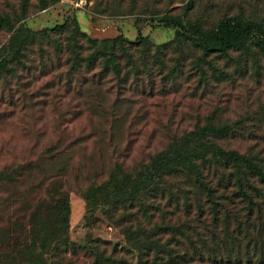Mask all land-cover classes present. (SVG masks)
<instances>
[{"label": "rangeland", "instance_id": "1", "mask_svg": "<svg viewBox=\"0 0 264 264\" xmlns=\"http://www.w3.org/2000/svg\"><path fill=\"white\" fill-rule=\"evenodd\" d=\"M188 1L192 5L187 8ZM77 2L48 0L41 9L38 0H0V11L13 18L25 15L20 22L32 30L64 23L63 43L72 42L78 22L94 38L122 34L135 40L142 35L150 52L158 44L169 46L150 77L117 80L109 73L92 80V71L70 68L66 52L57 61L52 42L48 49L53 61L43 65L38 43H32V70L23 71L20 65L17 73H7L6 81L0 79V172L29 161L22 179L0 181V228L23 222L37 207L38 216L47 222L66 210L68 243L61 264H170L166 257H154L153 251L140 256L134 247L135 235L142 237L136 222L131 220L133 227L128 221L118 224L122 212L113 211L112 201L96 186L118 169L121 174L138 171L172 139L206 123L230 124L228 133L215 141L251 152L264 165V54L259 47L250 44L247 52L230 48L203 56L176 27L159 22L167 13L181 14L205 29L226 15L264 25V0ZM9 35L8 28L0 26V47ZM66 144L69 147L61 149ZM164 218L175 224L183 219L179 211L166 212ZM154 238L167 240L174 250L185 249L179 231L172 234L162 228ZM186 246L193 250L190 243ZM244 252L242 245V260L259 257L252 248L250 256ZM44 257L47 264L57 259L55 252ZM201 259L194 256L175 264H217Z\"/></svg>", "mask_w": 264, "mask_h": 264}, {"label": "trees", "instance_id": "2", "mask_svg": "<svg viewBox=\"0 0 264 264\" xmlns=\"http://www.w3.org/2000/svg\"><path fill=\"white\" fill-rule=\"evenodd\" d=\"M47 4L48 0H38L41 9ZM186 4L187 8L192 5L191 1ZM24 17L21 14L13 18L0 11V26L10 31L9 38L0 47V79L5 77V81L7 73H17L20 65L23 71L32 70L36 59L30 50L35 42L38 43V61L43 65L53 61L48 49L52 42L57 61L62 52H66L70 68L76 72L92 71V80L109 73L117 80L139 74L150 77L154 67L162 63L163 48L169 46L167 42L155 45L151 54V45L145 41V36L131 40L118 34L98 39L89 36L78 22L72 32V42L63 43L60 36L64 23L32 30L20 22ZM159 22L176 27L178 35L200 48L203 56L225 53L230 48L247 52L250 44L258 46L264 54V25L251 18L226 15L211 29L203 28L197 21H185L181 14L165 13L159 17ZM230 127V124L206 123L186 131L155 153L150 163L138 171L126 170L121 174L118 169L111 179L96 186L104 193V198L112 201V210L122 212L123 216L119 212L116 217L118 224L128 221L133 227L131 220L136 222V230L142 237L135 235L134 247L140 256L153 251L154 257H166L171 260L170 264L194 256L217 264H264V165L251 152L225 148L215 141L226 135ZM28 164L29 161L12 171H1L0 181L22 179V171ZM177 178L179 181L175 180ZM41 198L39 195L38 199ZM37 211L38 207L25 215L23 222L0 228V264H47L44 254L52 252L57 256L53 264H61L65 259L66 210L49 222L38 216ZM176 211L183 217L180 225L164 221L166 212ZM127 215L131 217L126 218ZM156 215L160 221L156 220ZM162 228L172 234L179 231L185 249L180 252L167 240L155 239ZM130 238L128 240L133 242ZM186 243L192 245V251ZM242 245L248 256L251 248L253 252L258 251V259L242 260Z\"/></svg>", "mask_w": 264, "mask_h": 264}, {"label": "built area", "instance_id": "3", "mask_svg": "<svg viewBox=\"0 0 264 264\" xmlns=\"http://www.w3.org/2000/svg\"><path fill=\"white\" fill-rule=\"evenodd\" d=\"M82 2V0H79V2H77L78 4H80Z\"/></svg>", "mask_w": 264, "mask_h": 264}]
</instances>
